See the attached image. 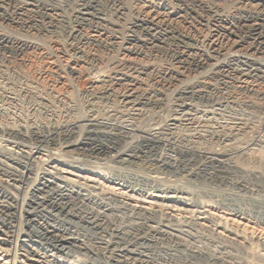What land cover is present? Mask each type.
Returning a JSON list of instances; mask_svg holds the SVG:
<instances>
[{
	"label": "bare ground",
	"instance_id": "1",
	"mask_svg": "<svg viewBox=\"0 0 264 264\" xmlns=\"http://www.w3.org/2000/svg\"><path fill=\"white\" fill-rule=\"evenodd\" d=\"M1 23L17 32L0 30V49L10 55L0 66L39 82L46 103L72 104L85 113L78 112L73 124L29 129L35 142L27 144L28 137L20 133L25 126L0 125L13 138H0V264H65L32 246L38 244L33 238L54 254L69 246L79 256L94 254V241L101 240L96 241L97 254L105 253V260L115 264H148L142 253L153 249L166 253L170 264L233 263L221 253L214 258L210 248L187 243L184 237L193 231L230 246L231 236L243 238L249 243L247 254L258 250L264 257V245L256 240L264 231L248 230L245 222L252 218L244 209L202 211L195 201L191 208L186 205L192 195L182 187H163L159 191L165 192L154 195L152 189L144 197L123 179L100 181L87 175L111 165L138 170L153 161L146 157L152 153L162 161L191 164L185 177L212 170L211 177L235 175L264 189V0H0ZM36 62L41 69L34 70ZM58 72L62 75L55 80ZM90 77L94 81L73 97L71 92L80 91ZM111 118L149 122L150 133L113 134L107 130ZM161 132L208 137L216 148L201 152L167 141L166 135L153 137ZM251 142L257 146L252 160L259 167L245 170L231 158ZM50 145L65 150L63 158L44 151ZM43 152L51 153L48 159ZM71 154L81 157L75 161L85 159L90 170L65 168L61 162H74L65 156ZM152 163L145 168L151 183L176 182V174L164 172L167 163ZM232 218L245 221L243 228ZM74 258L77 264L91 262Z\"/></svg>",
	"mask_w": 264,
	"mask_h": 264
},
{
	"label": "rangeland",
	"instance_id": "2",
	"mask_svg": "<svg viewBox=\"0 0 264 264\" xmlns=\"http://www.w3.org/2000/svg\"><path fill=\"white\" fill-rule=\"evenodd\" d=\"M6 25V24H5ZM4 23L0 24V30H3L4 32H17V28H12V27H7L5 26ZM4 26V27H3ZM202 30V31H201ZM198 33L200 34H204L206 33L205 30L203 29H200V31H197ZM9 53L6 51V50H3V49H0V64L3 65L5 63V60L7 58H9ZM36 66L34 70H37V69H41V65L39 63H35ZM40 67H39V65ZM8 74V75H7ZM10 75V76H9ZM13 73L9 74V72L5 71L4 68H2L0 66V125L1 126H6L7 124L10 126L12 125L13 128L15 129H18L17 128V125H22V126H25L23 128V130L20 132L22 136L24 137H28L27 140L25 139V141H23V143H34L35 141L33 140L32 136H31V131L32 128H36L32 131H35V132H38V128L39 127H52L54 124H59V125H62L66 123L67 124H73L75 122V120H77V116L80 115L79 113H83L84 111H81L80 110L82 108H78V107H73L71 108L73 105H65L64 103H56V100H55V103L52 105H50V103H46L44 100H43V97L45 96L43 94V92L45 91H42L41 88H39L41 84H37V82H32V81H26L25 79L21 78L20 76L18 77L17 75H15ZM62 73L60 74L59 72L56 73V74H53V78H55V80H58L60 79L59 76L61 77ZM56 76V77H55ZM58 76V77H57ZM95 78L93 77H90V78H87V79H84L83 80V83L81 85V88H80V91L78 90V92H74L73 91L71 92V95L73 94L76 97L77 96V93L80 95V93L84 92V90L89 86V84L91 82L94 81ZM3 80V81H2ZM22 80V81H21ZM12 81V82H11ZM85 81V82H84ZM4 82V83H3ZM7 83V84H6ZM24 83V84H23ZM32 83V84H31ZM34 84V85H33ZM38 86V87H37ZM42 86V85H41ZM34 87V88H33ZM24 88V89H23ZM38 89V90H37ZM71 89V87H70ZM42 91V92H40ZM39 92V93H38ZM46 93H49V92H46ZM43 94V95H42ZM53 94V93H52ZM52 94H49V95H52ZM72 95V96H73ZM53 96V95H52ZM52 96H50L51 98H53ZM73 96V97H74ZM7 97V98H6ZM40 97V98H39ZM49 98L51 101H54V98L51 99ZM11 99V100H10ZM40 100V101H39ZM14 104H13V103ZM46 105H45V103ZM59 104V105H58ZM64 104V105H63ZM14 105V106H13ZM30 105V106H29ZM63 105V107H62ZM54 106V107H52ZM56 106V107H55ZM65 107V108H64ZM59 109V111H57ZM74 109V110H73ZM78 111H77V110ZM45 110V111H44ZM69 110V111H68ZM22 113H21V112ZM38 111V112H37ZM29 112V113H28ZM53 112V113H52ZM60 112V113H59ZM79 112V113H78ZM76 113V114H75ZM85 113V112H84ZM66 114V115H65ZM78 114V115H77ZM14 115V116H13ZM28 115V116H27ZM59 115V116H58ZM65 115V116H64ZM13 118H12V117ZM6 117V118H5ZM118 117V116H117ZM16 120V121H15ZM59 120V121H58ZM122 119L120 118H115L114 120H112V118L106 122H108L109 126H111L114 130H112V128L110 127V129H107L109 130L111 133L114 134L115 133H122L125 134V135H129V136H133L135 133L138 134L139 136V131L140 132H147V130L149 129L150 127V123L149 122H140L138 119H131V118H123V120L121 121ZM127 120V121H126ZM129 120V121H128ZM133 120V121H132ZM126 121V122H125ZM139 121V122H138ZM2 123V124H1ZM136 123V124H135ZM6 124V125H5ZM128 124V125H127ZM145 125V126H144ZM4 126L2 128H4ZM10 126V127H12ZM27 127V128H26ZM38 127V128H37ZM126 127V128H125ZM140 128V129H139ZM147 128V129H146ZM30 129V130H29ZM40 129V128H39ZM134 129V130H133ZM26 130V131H25ZM118 130V131H117ZM122 130V131H121ZM117 131V132H116ZM28 132V133H27ZM30 132V133H29ZM133 132V133H131ZM1 136L0 138H2L1 140L5 141V140H12L13 138L12 137H8L7 135H5V133H2L0 131ZM129 133V134H128ZM147 133H150L149 131ZM162 133V134H161ZM157 135H153V137H160L162 136V139H165L168 141V140H171V142H175V144L177 145H180V146H189L190 148L194 149V150H197V151H209L210 149H214L216 148V144L215 141H213L212 139L208 138V137H204V138H199V139H196V138H193L192 136L189 137L190 135L189 134H186V133H181V134H169L166 133L164 134V132H161ZM25 134V135H24ZM28 134V135H27ZM30 134V135H29ZM135 134V135H137ZM185 134V135H183ZM5 135V136H4ZM27 135V136H26ZM166 135V136H165ZM170 135L172 137H170ZM176 135V136H174ZM180 135L182 137H180ZM165 136V137H164ZM184 136V137H183ZM5 137V138H4ZM8 137V138H6ZM169 137V139H168ZM176 137V138H174ZM178 137V139H177ZM181 138V139H180ZM205 138H207L205 140ZM14 139H17V138H14ZM176 141H174V140ZM180 139V140H179ZM20 140V139H19ZM199 140V141H198ZM211 140V142H210ZM21 141V140H20ZM177 141H180L179 144ZM22 142V141H21ZM255 142H251L250 145H247L246 147H244V149L242 148L241 150H237L234 154L232 155V158L233 160H235L236 162H238L240 165V167L245 170H248V168H251V167H259V165H257V163L253 162V158L254 157V154L253 152H255V149H257V146H256V143L254 144ZM185 144V145H184ZM30 147V146H29ZM34 147V146H33ZM32 146L30 148H33ZM211 147V148H210ZM23 148H28V146H25L23 145ZM49 149H46L44 151H48V152H52L54 153L53 154V157L56 156V158H63V154L65 152V150L63 151L61 148H59L58 146H49L48 147ZM25 149V150H26ZM205 149V150H204ZM253 149V150H252ZM16 150V149H15ZM125 150V149H123ZM63 151V152H62ZM249 152V153H248ZM44 153V154H43ZM41 154L42 155H45L44 157L46 159H48V155H50L49 153H45L43 152ZM238 153V154H237ZM61 154V155H59ZM253 154V155H252ZM252 155V156H251ZM66 158L68 159L69 157H73V160L74 159H77L78 157L77 156H74L73 154L70 155H65ZM150 156V157H149ZM153 156V157H152ZM147 159L149 161H152V162H149L150 164H154V165H161V163L163 164L164 162L167 163L166 164V167L167 169L164 171L165 173H167L166 175L169 177L171 175H174L176 174V182L174 181V183L172 184L171 186V183L169 184H165V185H168V186H160L159 184H154V183H151V178L149 177H146V173H147V170L145 168L149 167V163L146 164L145 166L142 165L140 167V169L136 170L134 168H121V169H117L116 168V165H111L112 167H110V169H107L104 171L103 169V172H98L97 170H95V174L91 173L89 171L86 172L88 173L87 175L89 177H95L97 179H100V181L104 180V181H117L119 182L120 180L123 179V181L125 182V186H133L134 187V190L140 194V193H143V195H145L144 197H150V192L151 190H156L154 192H152V194H156V193H161V192H165V191H159V189H164L165 187L169 188V189H183L185 191H188L190 193V196L191 197V202L189 204H186L188 207L191 208V204L194 202V204L201 208V210L205 211V210H210V211H214V210H220L219 208L220 207H224V208H228V209H235V208H240V209H244L249 215H251L250 219L249 220V223L245 222V221H239V219H235V218H232V220H236L237 222L239 221V226L235 223V225H237L239 228H243L244 225H242L241 223H246L245 225L249 226L248 227V230L250 229H253L251 231H254L256 233H262V231H264V189L262 187H253L250 185L249 181L247 182V180H241V178L238 179L237 176L235 175H230V176H226V175H223V174H219V176H215V177H211L210 176V173H212L213 171L212 170H207L205 172V174H201L200 176L198 177H185V172L189 169H191V164H186V163H178V162H175V161H162L161 159H159L158 156H155L154 154L152 153H149L148 156H146ZM149 157V158H148ZM69 158V159H70ZM45 159V160H46ZM58 159V160H59ZM68 159V160H69ZM78 159H81V157H79ZM146 159V161H148ZM250 159V160H249ZM159 160V162H158ZM63 162L62 165H66L68 167H65V168H74L76 169V167L78 169H82V170H90L88 168V163L86 162L85 163V159H82V162L80 160H74V162H71L69 163L68 161H66L65 159L62 160ZM65 161V162H64ZM81 163H79V162ZM84 161V162H83ZM68 162V163H67ZM253 162V163H251ZM59 162H56L55 164H57ZM78 165H77V164ZM156 163V164H155ZM60 164V163H59ZM84 164V165H83ZM86 164V165H85ZM248 164V165H247ZM74 165H76L74 167ZM80 165V166H79ZM148 165V166H147ZM173 165V166H172ZM189 165V166H188ZM50 166V165H49ZM245 166V167H244ZM251 166V167H250ZM83 167V168H82ZM144 167V168H143ZM139 168V167H138ZM115 170V171H112ZM134 169V170H133ZM142 169V170H141ZM182 169V170H181ZM69 170H72V169H69ZM111 170V171H110ZM102 171V170H101ZM119 171V172H118ZM182 171V172H181ZM111 172V173H110ZM210 172V173H209ZM106 173V174H105ZM108 173V174H107ZM110 174H112L110 176ZM183 174V175H182ZM209 174V175H208ZM97 175V176H95ZM100 175V176H99ZM103 175V176H102ZM178 175V176H177ZM223 177H222V176ZM116 176V177H115ZM161 177V176H160ZM167 177V179H168ZM105 178V179H104ZM111 178V179H110ZM121 178V179H120ZM182 178V179H181ZM187 178V179H186ZM171 179V178H169ZM173 180V179H171ZM170 180V181H171ZM192 181V182H191ZM241 181V182H240ZM241 184L239 186V183ZM237 183V184H236ZM153 184V185H152ZM163 184V183H162ZM177 186L176 187H174ZM181 185V186H180ZM218 185V186H217ZM108 186V185H107ZM124 186V185H123ZM159 188H158V187ZM164 187V188H163ZM188 187V188H187ZM244 187V188H243ZM248 189H247V188ZM151 188V189H150ZM158 188V189H157ZM239 188V189H238ZM133 188H130L129 190H131ZM148 189V190H147ZM180 189V190H181ZM188 189V190H187ZM141 192H140V191ZM150 190V191H149ZM149 191V192H148ZM149 194H148V193ZM196 193V194H195ZM257 193V194H256ZM149 195V196H148ZM223 195V196H222ZM237 195V196H236ZM199 199H198V198ZM234 197V198H233ZM196 198V199H195ZM209 198V199H208ZM236 198V199H235ZM241 199V200H240ZM253 199V200H252ZM202 200V201H200ZM240 200V201H239ZM220 201V202H219ZM237 201V202H236ZM245 201V202H244ZM203 202V203H202ZM205 202V204H204ZM225 203V205H224ZM247 203V204H246ZM208 204V205H206ZM223 204V205H222ZM263 204V205H262ZM203 205V207H202ZM215 205V206H214ZM220 205V206H219ZM262 205V206H261ZM145 207V205H142ZM206 206V208H205ZM211 206V207H210ZM214 206V208L212 207ZM217 206V207H216ZM227 206V207H226ZM216 207V208H215ZM243 207V208H242ZM194 208V207H192ZM247 209V210H246ZM208 212V213H211V212ZM169 212V211H168ZM215 212V211H214ZM170 213V212H169ZM205 215H207V213H205ZM220 215V213H219ZM229 217V216H227ZM231 217H229L230 219ZM255 218V219H254ZM258 218V219H257ZM260 218V219H259ZM257 219V220H256ZM198 220V219H197ZM199 222L203 223L202 220H198ZM256 221V223H255ZM254 222V223H253ZM258 222V223H257ZM229 223H232V222H229ZM258 225V226H256ZM262 226V227H261ZM32 227V228H31ZM133 227H137L135 225H133ZM252 227V228H251ZM262 229H261V228ZM32 232L34 231V233H36V229H34L33 226H29L27 230H29ZM220 230V229H219ZM249 230V231H250ZM262 230V231H260ZM200 231H193V236L191 237H184L187 238V243L191 244V245H195V246H198V247H201V248H204V247H207L205 249H208L210 248V251L214 252V258H220V253L222 254L221 257H223V259L225 258V260L227 259V261L230 263L233 262L232 264H264V257H263V253L261 251H259V258H263V259H259L258 258V255H257V251H254L256 252V254H253V253H248L247 254V250H245L246 248L249 247V243L243 239V238H236L234 236H231L232 239H234V245L230 246L229 244H225V243H213L211 242L210 240V237H208V235L204 232H201V233H204V234H201L199 233ZM199 233V234H198ZM43 234V233H41ZM57 236L59 235H62L64 233H56ZM206 234V235H205ZM264 234V232L262 233ZM261 234V235H262ZM204 235V237H203ZM261 235H259L258 237H256L257 239L256 240H260V243H261V246L264 245V238L261 237ZM196 236V237H195ZM208 237V238H207ZM43 238H46V240L48 239L47 236H43ZM189 238V239H188ZM165 241V238H161ZM196 241H195V240ZM199 239V240H198ZM207 239V240H206ZM237 239V240H236ZM38 241L37 245H33V242L31 245L34 246L35 248L37 249H42L44 250V252H47L49 255L50 254H53L52 257H50L51 260L55 261V262H61V263H65V264H68V262H70L69 264H77L76 262L74 263L75 261V258L76 256H78L79 259H83V260H86V261H91L89 264H115L114 262L106 259L104 257H107V255L104 253L105 256H102V255H98L97 252H96V249H97V242H102L101 240H96L94 241L95 244H93L95 246V250L92 252L94 254H83V252H81L80 256L79 255H75V249L69 247V246H64L62 248H64L62 250V253L61 252H50V250L46 249V247H44L43 245V241H40L41 239H36V238H33V241ZM107 240V239H106ZM189 240V242H188ZM201 240V241H200ZM40 241V242H39ZM198 241V243H197ZM199 241L201 243H199ZM236 241V242H235ZM13 242H14V239H13ZM233 242V241H231ZM245 242V243H244ZM41 245H40V244ZM195 243V244H194ZM205 245L203 246L202 244ZM238 243V245H237ZM243 243V244H241ZM207 244V246H206ZM229 247H228V246ZM43 246V247H42ZM102 246V245H101ZM244 246V247H243ZM248 246V247H247ZM259 246V249L260 247ZM234 247V248H233ZM215 248V249H214ZM69 249V250H67ZM66 250V251H65ZM209 250V249H208ZM207 250V251H208ZM245 250V251H244ZM68 251V252H67ZM153 251V252H151ZM155 251V252H154ZM217 251V252H216ZM224 251V252H223ZM231 251V252H230ZM240 251V252H239ZM66 252V254L64 253ZM226 252V253H225ZM230 252V253H229ZM70 253V255H69ZM72 253V254H71ZM138 254V252H136ZM22 253H18V255H20ZM116 255H121L123 256V254L121 253H118L116 252L115 253ZM143 255L146 256L145 260L146 262L149 264H170L171 262V258L165 253H159L156 251V249H153V250H146L144 251V253H142ZM209 254V253H208ZM216 254V255H215ZM233 254V255H232ZM241 254V255H240ZM243 254V255H242ZM252 254V255H251ZM69 255V256H68ZM167 255V256H166ZM211 255V254H210ZM217 255H219V257H216ZM255 255V256H254ZM51 256V255H50ZM56 256V257H55ZM62 256V257H61ZM82 256H85V257H82ZM142 256V255H141ZM251 258H250V257ZM55 257V258H54ZM73 257V258H72ZM82 257V258H81ZM89 257V258H88ZM99 257V258H98ZM103 257V258H102ZM126 258H131V257H134V259H137V257L135 256H124ZM153 257V258H152ZM57 258V259H56ZM71 258V260H69ZM85 258V259H84ZM111 258H114V256L112 255ZM117 258V257H116ZM114 258V259H116ZM246 258V259H245ZM254 258V259H253ZM65 261H64V260ZM72 259L74 260L72 262ZM229 259V260H228ZM144 260V259H143ZM144 260V261H145ZM249 261V262H248ZM108 262V263H107ZM251 262V263H250ZM87 263V262H86ZM84 262V264H86ZM29 264V263H27ZM88 264V263H87Z\"/></svg>",
	"mask_w": 264,
	"mask_h": 264
}]
</instances>
